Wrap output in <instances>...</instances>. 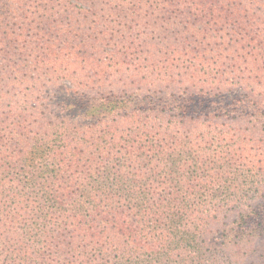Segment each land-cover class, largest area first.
Listing matches in <instances>:
<instances>
[{
  "label": "trees",
  "instance_id": "1",
  "mask_svg": "<svg viewBox=\"0 0 264 264\" xmlns=\"http://www.w3.org/2000/svg\"><path fill=\"white\" fill-rule=\"evenodd\" d=\"M231 120L264 135V0H0V264H238Z\"/></svg>",
  "mask_w": 264,
  "mask_h": 264
},
{
  "label": "rangeland",
  "instance_id": "2",
  "mask_svg": "<svg viewBox=\"0 0 264 264\" xmlns=\"http://www.w3.org/2000/svg\"><path fill=\"white\" fill-rule=\"evenodd\" d=\"M180 9L184 10L185 8L181 7ZM111 14L112 12L107 11V15ZM171 15L173 16V14ZM185 18L187 17L185 16ZM182 25L184 24L182 23ZM242 92L243 89H240V87L237 86L234 88V90L232 89L228 93H232L233 95H239L242 94ZM228 93L225 92V95ZM219 124L220 123H217V125ZM230 124L231 125L227 124L225 128L229 130V132H235L237 134L233 143L234 148L240 150L243 149L244 153H248L249 157H251L252 160L264 159V135L261 132L259 125L257 128H252L253 125L243 124V122H236L235 120ZM230 209L232 210V208L230 207H227V209L225 210L221 209L222 211L219 217V222L217 224L211 225V242L220 243L221 238H219V230L221 228H224V226L231 223L232 221V216L226 217V215H224L226 213H230ZM233 210H235V208ZM243 246L244 247L240 249V261L238 264H264V260L261 256H264V254H261V252L258 251V246L264 248V236L253 237L251 241H249L247 244H243ZM223 251L229 250L224 249ZM236 251L239 252V249L236 248ZM218 255H220V252L218 253Z\"/></svg>",
  "mask_w": 264,
  "mask_h": 264
}]
</instances>
